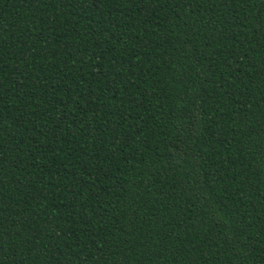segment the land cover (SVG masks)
I'll list each match as a JSON object with an SVG mask.
<instances>
[{"label":"trees","instance_id":"16d2710c","mask_svg":"<svg viewBox=\"0 0 264 264\" xmlns=\"http://www.w3.org/2000/svg\"><path fill=\"white\" fill-rule=\"evenodd\" d=\"M0 264H264V0H0Z\"/></svg>","mask_w":264,"mask_h":264}]
</instances>
